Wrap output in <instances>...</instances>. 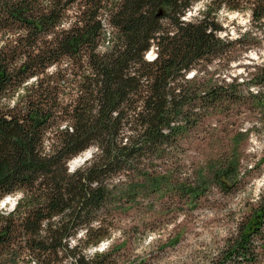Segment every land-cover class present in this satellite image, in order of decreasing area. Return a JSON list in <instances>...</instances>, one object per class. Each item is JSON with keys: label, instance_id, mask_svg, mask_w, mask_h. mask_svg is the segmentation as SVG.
<instances>
[{"label": "trees", "instance_id": "trees-1", "mask_svg": "<svg viewBox=\"0 0 264 264\" xmlns=\"http://www.w3.org/2000/svg\"><path fill=\"white\" fill-rule=\"evenodd\" d=\"M222 9L264 20V0H0V201L18 194L0 209V264H143L121 247L87 252L110 238L112 212L230 190L233 151L194 180L176 173L183 140L209 116L264 100L213 77L240 41L220 37ZM256 70L249 83L264 86ZM244 206L211 264H264V192Z\"/></svg>", "mask_w": 264, "mask_h": 264}, {"label": "rangeland", "instance_id": "rangeland-1", "mask_svg": "<svg viewBox=\"0 0 264 264\" xmlns=\"http://www.w3.org/2000/svg\"><path fill=\"white\" fill-rule=\"evenodd\" d=\"M203 6V1L195 3L186 17L196 15ZM217 19L223 27L220 37L240 41L233 60L213 64L214 79L237 83L244 93L259 88L264 94V86L249 83L252 73L264 64V20L253 23L249 11L227 9L220 10ZM261 104L228 103L225 112L209 116L182 142L178 156L182 165L176 173L190 180L206 171L210 160L233 151L239 157V175L230 190L222 191L212 183L197 205L165 197L116 210L111 213L115 226L110 238L87 252L121 247L125 262L143 264H211L220 258L221 249L236 233L235 223L246 211L244 204L256 203L264 192V100ZM91 155L88 149L74 157L83 159L76 163L71 159L69 169L81 166ZM16 196L0 201V209L11 210Z\"/></svg>", "mask_w": 264, "mask_h": 264}, {"label": "bare ground", "instance_id": "bare-ground-1", "mask_svg": "<svg viewBox=\"0 0 264 264\" xmlns=\"http://www.w3.org/2000/svg\"><path fill=\"white\" fill-rule=\"evenodd\" d=\"M86 155V154H85ZM75 159V158H74ZM80 159H83L82 157L80 158ZM79 158L78 159H75V160H72L71 161V163H76L77 162V160L79 161L80 160ZM6 198V197H5ZM5 198L4 199H2L1 201H4L5 200ZM16 202V201H15Z\"/></svg>", "mask_w": 264, "mask_h": 264}, {"label": "water", "instance_id": "water-1", "mask_svg": "<svg viewBox=\"0 0 264 264\" xmlns=\"http://www.w3.org/2000/svg\"><path fill=\"white\" fill-rule=\"evenodd\" d=\"M69 166H71V165L69 164Z\"/></svg>", "mask_w": 264, "mask_h": 264}]
</instances>
